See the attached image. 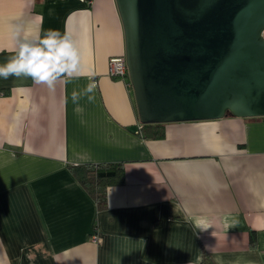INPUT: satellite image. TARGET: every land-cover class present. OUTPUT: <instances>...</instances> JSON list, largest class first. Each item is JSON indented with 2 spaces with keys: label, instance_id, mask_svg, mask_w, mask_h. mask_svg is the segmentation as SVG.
<instances>
[{
  "label": "crops",
  "instance_id": "crops-1",
  "mask_svg": "<svg viewBox=\"0 0 264 264\" xmlns=\"http://www.w3.org/2000/svg\"><path fill=\"white\" fill-rule=\"evenodd\" d=\"M49 28L67 30L81 74L54 89L0 78V264H264V118L146 138L129 79L109 75L126 53L116 0H0V64ZM101 164L125 182L99 210L73 167Z\"/></svg>",
  "mask_w": 264,
  "mask_h": 264
},
{
  "label": "water",
  "instance_id": "water-1",
  "mask_svg": "<svg viewBox=\"0 0 264 264\" xmlns=\"http://www.w3.org/2000/svg\"><path fill=\"white\" fill-rule=\"evenodd\" d=\"M116 3L142 125L264 118V0Z\"/></svg>",
  "mask_w": 264,
  "mask_h": 264
},
{
  "label": "clouds",
  "instance_id": "clouds-1",
  "mask_svg": "<svg viewBox=\"0 0 264 264\" xmlns=\"http://www.w3.org/2000/svg\"><path fill=\"white\" fill-rule=\"evenodd\" d=\"M14 35L19 39V29ZM80 61L79 50L67 30L61 34L59 29L49 28L35 41L19 42L18 51L0 64V78L29 76L35 83H44L49 89H54L57 80L81 74ZM95 87L96 81L90 79L82 90L72 91L71 98L77 112L81 110L80 98L87 95L91 101L93 96L90 94Z\"/></svg>",
  "mask_w": 264,
  "mask_h": 264
},
{
  "label": "trees",
  "instance_id": "trees-1",
  "mask_svg": "<svg viewBox=\"0 0 264 264\" xmlns=\"http://www.w3.org/2000/svg\"><path fill=\"white\" fill-rule=\"evenodd\" d=\"M130 84V80L128 81ZM141 133L146 138L161 139L165 136L163 124L143 125ZM81 184L89 191L98 204L99 210L107 207V190L110 186L125 182V171L121 164L83 165L73 167ZM255 242L254 234L251 243ZM202 264H212L210 256L202 252Z\"/></svg>",
  "mask_w": 264,
  "mask_h": 264
},
{
  "label": "built area",
  "instance_id": "built-area-1",
  "mask_svg": "<svg viewBox=\"0 0 264 264\" xmlns=\"http://www.w3.org/2000/svg\"><path fill=\"white\" fill-rule=\"evenodd\" d=\"M109 75L116 79H129V71L127 66L126 56H118L110 59ZM94 240L98 241V236H94Z\"/></svg>",
  "mask_w": 264,
  "mask_h": 264
}]
</instances>
